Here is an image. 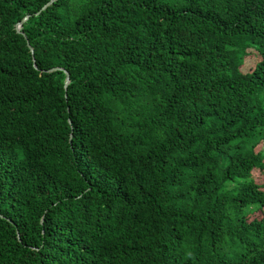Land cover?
Instances as JSON below:
<instances>
[{
  "label": "trees",
  "instance_id": "trees-1",
  "mask_svg": "<svg viewBox=\"0 0 264 264\" xmlns=\"http://www.w3.org/2000/svg\"><path fill=\"white\" fill-rule=\"evenodd\" d=\"M49 1L0 0V264H264V0Z\"/></svg>",
  "mask_w": 264,
  "mask_h": 264
},
{
  "label": "water",
  "instance_id": "water-1",
  "mask_svg": "<svg viewBox=\"0 0 264 264\" xmlns=\"http://www.w3.org/2000/svg\"><path fill=\"white\" fill-rule=\"evenodd\" d=\"M55 0H50L48 3H46L44 6H43V8L42 9H45V8H47L50 4H52L53 2H54ZM41 12V10L38 12V13H40ZM30 17V14H27L21 21H19L17 24H16V29H17V31L18 32H21V33H24L22 30H21V27H22V25H23V23L28 19ZM26 36V35H25ZM27 37V36H26ZM28 46H29V48H30V50L34 53V48H33V46L29 43V41H28ZM34 66L37 68V63H36V60H35V58H34ZM64 70L65 71V73H66V80H65V88L67 89V87H68V85H69V83H70V81H71V74H70V72L67 70V69H65V68H63V67H53V68H51V69H49L48 71H53V70ZM1 215V214H0ZM2 216V215H1Z\"/></svg>",
  "mask_w": 264,
  "mask_h": 264
},
{
  "label": "rangeland",
  "instance_id": "rangeland-1",
  "mask_svg": "<svg viewBox=\"0 0 264 264\" xmlns=\"http://www.w3.org/2000/svg\"><path fill=\"white\" fill-rule=\"evenodd\" d=\"M256 60H257V57L255 55L248 57L247 64L245 65V67L243 69L245 71L251 69L254 66ZM263 148H264V145H263ZM253 175L259 181L260 180H264V172H262L259 169H257L256 171H254ZM251 217H258V218H260V217H262V213H261V211H258L257 210L254 214H252Z\"/></svg>",
  "mask_w": 264,
  "mask_h": 264
}]
</instances>
